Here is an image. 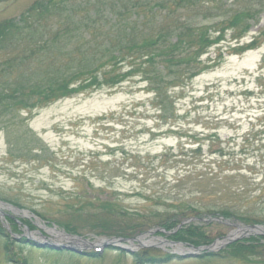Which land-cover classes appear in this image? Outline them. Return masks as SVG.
<instances>
[{"label": "rangeland", "instance_id": "obj_1", "mask_svg": "<svg viewBox=\"0 0 264 264\" xmlns=\"http://www.w3.org/2000/svg\"><path fill=\"white\" fill-rule=\"evenodd\" d=\"M36 1L0 0V23L19 18ZM233 1L224 0L221 5L231 10ZM127 5L134 9L136 2ZM238 6L244 4L236 5L232 11ZM122 7L116 5L115 14ZM85 9L102 25L114 23L106 3L78 0L61 7L65 12L63 17L66 13L79 16ZM137 14V10L130 13L131 22ZM217 20L205 23L213 24ZM252 25L240 46L250 43L264 30V12ZM226 32L225 40L211 47L202 58L206 63L220 58L217 67L185 80L179 87L167 85L159 96L150 90L142 76L136 75L114 88L105 86L73 95L32 114L21 112L10 124L0 120V196L35 209L61 231L60 224L81 226L72 222L69 209L72 205L78 207L79 202L115 199L114 202L131 212L134 209L143 212L140 206L144 201L139 195L175 196L170 182L190 160L180 155L184 148L199 146L202 161L222 165L214 173L222 169L230 174H244L248 191L258 194L264 189V35L260 37L259 47L238 54L234 50L237 40L233 39L231 30ZM78 37L87 38L83 27L71 25L63 31L67 40ZM123 65L122 72L131 69L130 62ZM164 152L168 157L161 163ZM232 207L237 216L264 222V199L255 205L235 199ZM1 212L4 217L0 215V223L8 230L10 226L5 218L30 219L13 209L2 208ZM229 222L209 223L205 231L215 242L222 241L237 230L231 225L236 223ZM36 226L37 230L31 234L20 229L17 237L30 235L42 242L40 234H48L38 227V222ZM89 226L80 229L84 237L100 242L104 237ZM157 229L161 230L154 226ZM240 236L241 240L251 236L262 238L264 244V237ZM144 237L147 242H160L148 243L134 253L147 250L158 258L165 254L177 256L169 264H248L231 258L182 259L187 246L174 244L169 235L159 231ZM51 239L65 243L60 237ZM135 245L139 246V242ZM225 249L214 252L221 254ZM57 253L17 242L13 252L6 254L0 238V264H24V261L27 264H135L132 253L124 252L122 256L113 247L105 248L99 259ZM255 258L262 262L263 252Z\"/></svg>", "mask_w": 264, "mask_h": 264}, {"label": "trees", "instance_id": "obj_2", "mask_svg": "<svg viewBox=\"0 0 264 264\" xmlns=\"http://www.w3.org/2000/svg\"><path fill=\"white\" fill-rule=\"evenodd\" d=\"M76 1L37 0L19 18L0 23V120L10 124L23 111L32 114L34 110L73 95L105 86L114 88L136 75L142 76L150 90L159 96L164 87H179L185 80L217 67L220 58L207 63L202 60L208 50L224 41L228 30L240 44L251 32L252 22L258 21L264 12V0H234L231 10L221 5L224 0H95L110 6V15L114 17L113 24L102 25L88 9L79 16L66 13L63 17L65 12L61 7L66 2ZM131 1L136 2L134 9L127 5ZM118 4L123 7L115 14ZM241 4L244 6L232 11ZM133 10L138 14L132 16L135 20L131 22L128 17ZM212 19L218 20L213 24L205 23ZM71 25L83 27L87 38H63V31ZM262 35L264 30L250 43L236 46L235 52L243 54L259 47ZM126 62H130L131 69L122 72L121 67ZM183 152L180 156L190 160L170 182L175 196L140 194L144 201L140 206L143 212L136 209L131 212L114 202L115 199L79 202L78 207L72 205L69 209L72 222L81 226L71 223L60 226L68 233L83 235L80 229L89 224L99 236L125 238L159 226L171 233V240L200 247L214 241L205 231L209 224L193 222L179 229L183 221L223 218L244 224H264L231 211L235 199L246 201L248 205L257 204L264 199V189L254 195L244 184L247 179L244 174H230L222 169L214 173L215 168L220 169L222 165L202 161L200 146L186 152L184 148ZM167 157V152L162 153L161 163ZM0 199L24 207L1 196ZM30 210L48 222L41 213ZM7 221L12 232L20 231L15 220ZM21 222L35 230L30 221ZM0 238L5 253L13 252L17 241L1 223ZM261 241L262 238L251 237L229 245L221 254H206L201 258H231L248 264H264V258L262 262L255 258L257 254H264ZM152 253L134 254V263L169 264L175 259L172 255L158 258Z\"/></svg>", "mask_w": 264, "mask_h": 264}, {"label": "water", "instance_id": "obj_3", "mask_svg": "<svg viewBox=\"0 0 264 264\" xmlns=\"http://www.w3.org/2000/svg\"><path fill=\"white\" fill-rule=\"evenodd\" d=\"M7 206L8 208L17 210L19 212H22L10 205L4 204V203H0V206ZM24 214H26V212H22ZM34 219H36V217L33 216ZM49 231L51 229H48ZM29 232V231H28ZM246 233L247 235H264V227L261 226H251V227H247V228H240V230H238L236 233ZM153 232H150V234H152ZM29 234H31L29 232ZM30 235L26 236L27 241H32L34 242L38 247L40 248H49L51 250H55V251H70V252H74L77 254H85L83 251L87 250V249H93L98 247L99 245H96L95 243L90 242L89 240L82 238V237H78V236H69L68 234L65 233H61V236L64 237L66 243L65 244H60V243H56L54 241H48L46 240L44 237H42V242H37L35 239L29 237ZM241 237H228L226 239V242L222 243V247H225L226 244L229 243H233L234 241H236L237 239H240ZM138 241V239H134V240H128V239H109V240H102L100 242V244L103 247H109V246H118L120 248H123L124 250H126L127 252H132V249L127 247L126 245H124L125 243L129 242L132 244V242ZM217 245V243L215 242L212 246H210L209 248H207L206 250L208 251H213L214 247ZM133 247V246H132ZM192 250H190V252L188 254L185 255V257H194L196 256L199 252H202L204 249L202 248H191Z\"/></svg>", "mask_w": 264, "mask_h": 264}, {"label": "bare ground", "instance_id": "obj_4", "mask_svg": "<svg viewBox=\"0 0 264 264\" xmlns=\"http://www.w3.org/2000/svg\"><path fill=\"white\" fill-rule=\"evenodd\" d=\"M140 242H143L144 244H148V243H152V242H160V241H156V240H150L149 242L144 241V239H140Z\"/></svg>", "mask_w": 264, "mask_h": 264}]
</instances>
